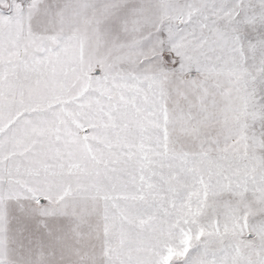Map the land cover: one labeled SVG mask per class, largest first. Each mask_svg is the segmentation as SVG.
<instances>
[{"label":"snow or ice","instance_id":"snow-or-ice-1","mask_svg":"<svg viewBox=\"0 0 264 264\" xmlns=\"http://www.w3.org/2000/svg\"><path fill=\"white\" fill-rule=\"evenodd\" d=\"M0 264H264V0H0Z\"/></svg>","mask_w":264,"mask_h":264}]
</instances>
